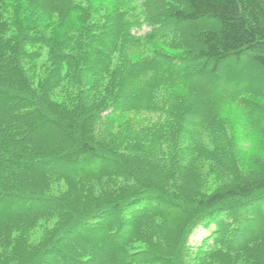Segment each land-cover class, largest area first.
Listing matches in <instances>:
<instances>
[{"label": "trees", "instance_id": "obj_1", "mask_svg": "<svg viewBox=\"0 0 264 264\" xmlns=\"http://www.w3.org/2000/svg\"><path fill=\"white\" fill-rule=\"evenodd\" d=\"M83 1L0 0V264H264V169L242 174L219 113L253 89L209 92L229 65L264 74V0H144L145 40L185 50L151 58ZM124 114L157 119L113 131Z\"/></svg>", "mask_w": 264, "mask_h": 264}, {"label": "rangeland", "instance_id": "obj_2", "mask_svg": "<svg viewBox=\"0 0 264 264\" xmlns=\"http://www.w3.org/2000/svg\"><path fill=\"white\" fill-rule=\"evenodd\" d=\"M84 1L81 2V4L86 8V3ZM98 1L104 2L107 6V10L104 9L105 7H100V15L110 11H120L125 19L136 21V25L133 26L132 29V35L138 38L141 43V52H139V55L142 54L143 57L151 58L153 52L158 49L164 50V52L172 56H181L185 52L184 49L173 51L164 49L166 48L165 45H168L169 42L178 39L179 37L177 36L169 35L165 37L166 39L160 41H146L149 40L146 39V33L153 32L154 29L145 21L147 16L145 14L144 0ZM170 4L172 6H179L173 1H171ZM79 26L80 24L78 27ZM182 28L187 32L188 27L182 26ZM33 65L36 67L31 73V76L33 77L34 75L35 82L38 83L47 76L46 70L50 66L48 51L43 52L41 59L35 63L29 64L28 68ZM249 68H252L249 63L244 64L243 67L238 65L227 66L221 78L210 84L212 88L209 92L212 94L213 90L217 94L221 87H230V89L233 90L232 93L236 94V90L246 86L244 84H249V89H253L246 94L236 95L234 98L230 97V95V98L222 101L219 108L220 117L223 120L227 135L232 140L233 151L240 164L242 174L247 177H253L264 169V131H262L264 128V119L260 117V114L264 111V97H260L257 93H254L255 88L264 90V74L262 72H257L255 74V71H251ZM239 79L242 80V82H240ZM211 94L208 95L210 96ZM64 95L65 90L64 88H60L59 83L53 94V98L60 102V100L64 99ZM156 119L157 118L152 114H124L117 117L111 129L113 131L117 130L123 123L148 127ZM102 128L105 132L108 131L107 126H103ZM104 131H102L103 137L106 135ZM203 170L208 173L207 168H203ZM210 177L207 178V183L204 187V192L206 194H211L225 183L221 176L212 174ZM53 189L54 192L58 194H61L65 190L63 185H61V187L60 185H54ZM208 235L209 231L206 230L196 232L191 239L192 246L200 245L202 240ZM145 247L146 246L143 244H138L132 247V250L144 249Z\"/></svg>", "mask_w": 264, "mask_h": 264}]
</instances>
